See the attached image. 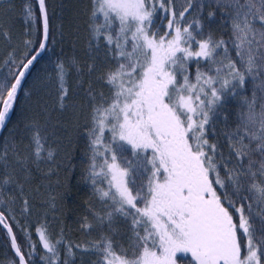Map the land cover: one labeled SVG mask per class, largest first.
<instances>
[{"label": "snow or ice", "instance_id": "6c2138e0", "mask_svg": "<svg viewBox=\"0 0 264 264\" xmlns=\"http://www.w3.org/2000/svg\"><path fill=\"white\" fill-rule=\"evenodd\" d=\"M22 15L24 50L11 48L0 64V128L20 94L30 95L29 77L49 51L47 0H24ZM87 33L89 51L103 53L98 80L106 91L86 90L82 176L102 210L80 227L101 234L74 244L39 222L33 237L24 190L30 164L55 153L29 120V155L15 142L0 145L8 264H35L37 254L41 264H75L77 251L95 256L92 264H177V253L190 256L188 264H264V0H88ZM0 39L12 41L7 31ZM96 69L93 57L88 72ZM72 73L82 85L75 58L57 59L48 74L60 109ZM231 101L235 113L226 111ZM118 219L126 243L116 238Z\"/></svg>", "mask_w": 264, "mask_h": 264}, {"label": "trees", "instance_id": "16d2710c", "mask_svg": "<svg viewBox=\"0 0 264 264\" xmlns=\"http://www.w3.org/2000/svg\"><path fill=\"white\" fill-rule=\"evenodd\" d=\"M24 0H0V31H7L12 37L11 44L0 39V64L3 63L7 52L16 48L17 56L23 50V41L26 38L22 5ZM50 14V40L49 51L44 53L39 62L35 64L32 76L29 77L26 89L30 95L20 94L19 101L11 114L8 123L0 134V145L5 140L11 144L15 142L21 156L30 154L29 140L31 132L25 128V122L36 120L45 135L46 147L54 150L52 160H41L39 167L30 164L31 178L25 184V194L32 204V212L28 221L34 226L39 222H46L53 236L61 230L65 238L74 244L86 243L95 240L101 234L99 226H95L89 233H85L80 224L85 216L92 219L94 212H100L102 205L93 195L90 184L83 179L82 173L87 166L88 139L86 128L88 125L89 97L87 88L99 93L102 89L98 80L100 63L103 53L95 50L89 51L87 19L88 0H47ZM183 3V0H179ZM207 3L208 0H198ZM211 9L204 10V16ZM217 38L222 29L212 25ZM227 39V34H224ZM97 64V69L89 73L88 64ZM66 62L75 58L82 67L80 79L82 85L77 84V75L72 73L68 78L70 94L65 108L60 109L56 103V85L48 79L57 59ZM7 72V69H4ZM33 81L35 87L32 88ZM233 107L226 109L235 113V101L230 102ZM233 119L235 116L233 115ZM217 130L224 128L223 118L216 124ZM55 197V207L49 203ZM19 219V217H17ZM94 222V221H93ZM118 229L117 240L126 243L125 228L121 220L116 221ZM106 231V229H105ZM21 239L23 236L21 234ZM11 252L7 248L6 237L0 234V264H8ZM95 256L77 251L75 264H92ZM177 264H188L190 256L177 253ZM35 264H41L39 254L35 257Z\"/></svg>", "mask_w": 264, "mask_h": 264}, {"label": "water", "instance_id": "95a60500", "mask_svg": "<svg viewBox=\"0 0 264 264\" xmlns=\"http://www.w3.org/2000/svg\"><path fill=\"white\" fill-rule=\"evenodd\" d=\"M11 116V115H10ZM10 119V118H9ZM9 121V120H8ZM8 121L6 122V124L8 123ZM5 127H3V128H0V134H1V132L3 131V129H4Z\"/></svg>", "mask_w": 264, "mask_h": 264}]
</instances>
